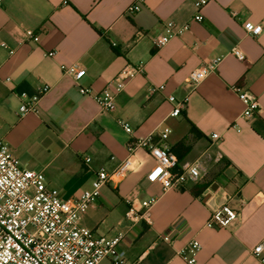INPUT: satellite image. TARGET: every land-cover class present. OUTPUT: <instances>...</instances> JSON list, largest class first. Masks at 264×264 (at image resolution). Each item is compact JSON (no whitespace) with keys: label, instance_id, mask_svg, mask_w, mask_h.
<instances>
[{"label":"crops","instance_id":"0c3cea01","mask_svg":"<svg viewBox=\"0 0 264 264\" xmlns=\"http://www.w3.org/2000/svg\"><path fill=\"white\" fill-rule=\"evenodd\" d=\"M136 1H4L0 139L25 168L42 171L49 185L69 199L91 188L97 170L126 158L130 135L122 122L133 128L135 138L169 127L168 144L179 165L198 162L201 178L164 192L160 184L147 182L152 163L142 154L144 166L120 184L103 187L96 205L81 213L80 223L103 236L124 233L128 259L143 264H187L179 254L192 240L202 245L199 264H262L252 250L264 238V30L250 36L244 23L264 26V0H209L201 23L192 22L198 0H141L140 10L130 12ZM168 21L191 24L159 48L156 41ZM27 29L39 32V43L23 35ZM235 48L244 59L231 54ZM215 57L223 58L217 71L188 86L190 74ZM139 64L143 74L127 83L113 112H102L94 96L127 65ZM72 65L86 71L79 82L62 69ZM161 84L164 92L151 91ZM236 85L259 99L261 113L251 121L242 118ZM43 86L48 91L40 113L21 115L20 95H34ZM80 87L90 94L82 95ZM170 95L187 103L177 118L170 116ZM26 145H35L36 160L26 159ZM150 197L157 202L147 218L135 224L125 219L131 201ZM225 204L238 220L227 228H208L210 214ZM166 233L173 243L159 239Z\"/></svg>","mask_w":264,"mask_h":264},{"label":"built area","instance_id":"2783aa9c","mask_svg":"<svg viewBox=\"0 0 264 264\" xmlns=\"http://www.w3.org/2000/svg\"><path fill=\"white\" fill-rule=\"evenodd\" d=\"M4 1L0 0V7ZM140 1L137 0L129 11H139ZM208 2L209 0L195 2L196 14L192 22L203 21L202 10ZM190 24L166 22L156 46L162 48L182 36L189 30ZM257 28L260 29L259 32L256 31ZM244 29L250 36H259L264 26L262 23L246 21ZM23 35L33 43L40 42V34L36 30H24ZM1 47L7 48L5 43H1ZM13 53V50H9L10 55ZM231 54L240 60L244 59V54L237 48L233 49ZM222 59L212 58L195 69L186 84L190 87L200 84L217 71ZM62 69L72 76L75 82H79L86 74V71L77 65L63 66ZM143 72V66L140 64L127 65L117 78L98 92L94 98L102 112H113L116 109L117 96L130 80ZM6 81L9 82L10 78ZM165 89V84L151 87L153 93L164 92ZM233 90L244 104L242 118L251 121L259 116L261 105L258 97L239 85L234 86ZM47 91L48 87L43 86L31 96L22 93L19 113L39 114L40 101ZM79 92L89 95L91 91L80 87ZM168 101L173 108L170 116H181L186 109V101H178L173 95L168 96ZM122 125L130 135L126 145V158L111 169L102 167L97 170L91 188L80 196L69 199H64L57 188L49 185L42 171L25 168L10 152L8 144L0 139V264H143L141 260L128 259L126 251L122 248L124 233L113 236L99 235L80 223L81 213L96 205L103 187L116 186L129 174L140 170L144 166L142 154L152 163L146 175L147 182L160 184L164 192L180 190L189 183H196L202 176V168L198 162L179 165L177 155L168 144L171 134L169 127L146 138H135L132 136L133 128L125 122H122ZM212 139H219V135L213 134ZM111 159L114 160V157ZM84 162L90 165L92 159L86 157ZM156 202L155 197L131 201L125 219L132 224L144 220ZM243 203L244 201L239 199V204ZM237 220L238 213L229 204H225L210 214L206 226L210 229H223ZM159 239L168 244L174 242L170 233L160 235ZM201 250V243L192 240L179 255L187 264H199L198 256ZM252 254L264 264V238L254 246Z\"/></svg>","mask_w":264,"mask_h":264},{"label":"rangeland","instance_id":"374dc122","mask_svg":"<svg viewBox=\"0 0 264 264\" xmlns=\"http://www.w3.org/2000/svg\"><path fill=\"white\" fill-rule=\"evenodd\" d=\"M24 149H25V156H26V159H28V160H32V159H34V160H36L34 157H33V155H35L36 153H34L36 150H35V145L32 147V148H30L29 146H24L23 147ZM42 153H43V151H42ZM45 153V152H44ZM214 168L215 167H213L212 168V170H214ZM218 168H220V169H222V171H224V167H223V165H221V166H219ZM103 264H106V263H103Z\"/></svg>","mask_w":264,"mask_h":264},{"label":"trees","instance_id":"16d2710c","mask_svg":"<svg viewBox=\"0 0 264 264\" xmlns=\"http://www.w3.org/2000/svg\"><path fill=\"white\" fill-rule=\"evenodd\" d=\"M112 49H113L116 53H119V51H118L114 46H112ZM191 130L194 131L196 134L199 135V133L197 132V130H196L195 128L192 127Z\"/></svg>","mask_w":264,"mask_h":264},{"label":"clouds","instance_id":"9594fccd","mask_svg":"<svg viewBox=\"0 0 264 264\" xmlns=\"http://www.w3.org/2000/svg\"><path fill=\"white\" fill-rule=\"evenodd\" d=\"M256 31H257V32H259V31H260V29H259V28H257V29H256ZM153 179H154V178H153Z\"/></svg>","mask_w":264,"mask_h":264},{"label":"snow or ice","instance_id":"6c2138e0","mask_svg":"<svg viewBox=\"0 0 264 264\" xmlns=\"http://www.w3.org/2000/svg\"><path fill=\"white\" fill-rule=\"evenodd\" d=\"M153 178H155V177H153Z\"/></svg>","mask_w":264,"mask_h":264}]
</instances>
